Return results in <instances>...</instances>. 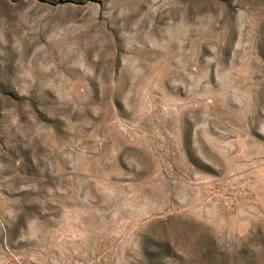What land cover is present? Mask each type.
Masks as SVG:
<instances>
[{
  "label": "rangeland",
  "instance_id": "obj_1",
  "mask_svg": "<svg viewBox=\"0 0 264 264\" xmlns=\"http://www.w3.org/2000/svg\"><path fill=\"white\" fill-rule=\"evenodd\" d=\"M0 264H264V0H0Z\"/></svg>",
  "mask_w": 264,
  "mask_h": 264
}]
</instances>
